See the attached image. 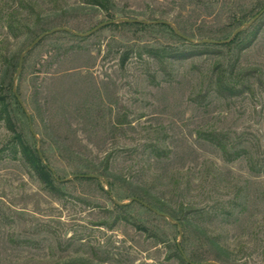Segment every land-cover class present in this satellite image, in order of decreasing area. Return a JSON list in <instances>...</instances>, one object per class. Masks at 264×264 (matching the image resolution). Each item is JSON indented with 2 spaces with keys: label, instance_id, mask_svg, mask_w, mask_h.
I'll return each mask as SVG.
<instances>
[{
  "label": "rangeland",
  "instance_id": "1",
  "mask_svg": "<svg viewBox=\"0 0 264 264\" xmlns=\"http://www.w3.org/2000/svg\"><path fill=\"white\" fill-rule=\"evenodd\" d=\"M111 1L106 12L82 0H0V91L12 82L36 136L27 118L17 130L64 182L62 195L50 192L0 120V264H183L177 243L194 263L264 264V13L243 27L264 0ZM61 21L80 33L114 23L81 40L44 37L14 80L20 56ZM238 28L231 47L199 46ZM216 67L245 89L218 94ZM210 131L260 170L226 162L200 137ZM105 159L101 179L74 177L103 171ZM133 197L172 221L137 202L115 208Z\"/></svg>",
  "mask_w": 264,
  "mask_h": 264
},
{
  "label": "trees",
  "instance_id": "2",
  "mask_svg": "<svg viewBox=\"0 0 264 264\" xmlns=\"http://www.w3.org/2000/svg\"><path fill=\"white\" fill-rule=\"evenodd\" d=\"M82 2L87 4V5H90V6H96V7L100 8L106 12H108L112 7V1L111 0H82ZM121 24L122 25H130V26H142V27L145 26V25H143L142 22H136V23L121 22ZM58 26H61L58 28H67V27H64L65 24L63 21H61L60 23L58 22ZM164 27L169 29L171 31V33L176 34L171 26L165 24ZM70 30H72V29H70ZM72 31H74V30H72ZM62 32L69 34L73 38L81 40L80 37H78V36H76L70 32H66V31H62ZM75 32H77V31H75ZM78 33H80V32H78ZM239 35L240 34L236 35L232 40H230V42L222 44L220 46L231 47V45H233L237 41ZM183 40H185V39H183ZM185 41H187V40H185ZM219 41H228V40H219ZM199 46L202 47L203 49H212L213 47H215L217 45L216 44H200ZM169 56H173V55L169 54ZM173 57H175V56H173ZM218 70H219V68L216 67L215 85H216L218 94H220L222 96L232 97V96H235L237 94H240L242 92V90L245 89L244 85L242 86L239 84L240 87H237L238 84L233 82L231 73L229 74L225 70H219V71ZM8 86H9L8 89H6V87H5L0 91L1 92V94H0V120H4L6 125L9 126L10 130L13 133L14 139L16 140L18 151L21 153L22 157L27 162V164L33 169V171L37 175L38 179L49 189L50 192H52L54 194H58V195L61 194L62 195L63 194L62 187L64 185V182L62 181V179L58 175H56L55 171H54V173H52L49 170L48 166H50V165L47 163V160H46L43 152L41 151L42 155L44 157V161H42L39 158L37 150L35 148H33V146H31V144L23 138V136L21 135V132L17 130V125H16L17 122L22 121L26 118L28 120V117H27V114L24 111L23 107L20 105V103L18 102L16 96L14 95V93L12 91V82L9 83ZM31 122H32V119H31ZM200 137L205 139L206 141L210 142L215 147H217L220 150V152L222 153L223 158L226 162H233V161L238 160L240 158H246V160L250 164V166H249L250 171L258 172L260 170V169H256L255 165L252 164V162H251L252 157H251L250 151L246 148L237 149L235 147H232L231 146L232 144L230 145L226 134L218 133L215 131H210V132L200 133ZM13 151L16 152V148L13 147ZM105 160H106L105 161V167H104L103 171L99 172V171L95 170L94 172H96V174H98V175L92 174V173H90V174L102 178L100 175L104 174L108 170L107 169V167H108L107 162L108 161H107V159H105ZM261 170L264 171V169H261ZM76 175H85V174H76ZM76 175H74V176H76ZM76 178H78V177H76ZM103 179H104V181L107 182V185H109L110 190H111V187L113 186L112 183H108V181L105 178H103ZM88 180H99V179L93 178V179H88ZM110 192H107V193H110ZM133 198H137V197H133ZM138 199H140V198H138ZM140 200L143 201L144 203H146L148 206L152 207L153 209L162 213L163 210L161 208V205H159L157 203H155V204L147 203L143 199H140ZM119 203L120 202L116 203L115 208L117 210H120L123 213L127 208H129V205L133 202H131L130 204H125V205H119ZM121 218L123 220H126L125 217H121ZM179 226L185 227V223L183 220L179 221ZM144 230H146V229H144ZM184 253H185V251H184ZM185 255H186V253H185ZM186 257H187V255H186ZM179 259L181 260V262L183 264H188L184 261V259L180 253H179ZM187 259L190 262H192L188 257H187ZM214 260H216V259H214ZM200 261H201L200 263H203L202 262L203 260H200Z\"/></svg>",
  "mask_w": 264,
  "mask_h": 264
},
{
  "label": "water",
  "instance_id": "3",
  "mask_svg": "<svg viewBox=\"0 0 264 264\" xmlns=\"http://www.w3.org/2000/svg\"><path fill=\"white\" fill-rule=\"evenodd\" d=\"M264 13V9L261 10L252 20L250 23L248 24H244L243 27H247V26H250L251 24H253L262 14ZM120 22H124V23H136V22H141L139 20H134V19H126V18H123V19H120L119 20ZM114 21H108V22H104V23H101L100 25L94 27L93 29H91L90 31L86 32V33H78V32H75V31H72L68 28H53L51 30H49L48 32H44L42 33L38 38H36L33 43L27 48V50L25 51V53H23L21 56H20V59H19V63H18V68H17V71H16V75L14 77V80H16L18 74L20 73L21 69H22V65H23V60H24V57H25V54L30 50L32 49L34 46H36L44 37L48 36V35H51V34H54V33H57V32H62V31H66V32H70L78 37H87V36H90L92 35L94 32L98 31L99 29L105 27V26H108V25H111L113 24ZM158 23H165L169 26H171L174 30V32L176 33V35L182 39H185L187 40L188 42H192V39L184 36L183 34H181L171 23L169 22H158ZM242 28H238L235 32H234V36L236 34H238L240 31H241ZM231 40V39H230ZM230 40L228 41H216V40H210V39H203L201 41H199L198 43L199 44H218V45H221V44H225V43H228L230 42ZM14 95L16 96L18 102L20 103V105L23 107L24 111L26 112L27 114V117H28V124H29V127H30V131L31 133L35 135L33 129H32V122H31V118H30V115L29 113L27 112L26 108L24 107L21 99L19 98L16 90H14ZM37 153H38V156L39 158L44 161V157L42 155V152L41 150L38 148L37 149ZM49 170L54 173V170L52 169V167L48 166ZM74 177H78V178H85V179H93V178H98V179H101L100 177H97L95 175H92V174H85V175H76ZM106 185H107V182L105 181ZM108 191V189H106ZM109 192V191H108ZM131 202H137L141 205H143L144 207L148 208L150 211H152L153 213H155L156 215L158 216H163L165 217L166 219H168L169 221H172L171 217L166 215V214H163V213H160L159 211L153 209L152 207L148 206L146 203H144L143 201H141L140 199L138 198H131L128 202L126 203H119V205H125V204H130ZM177 225L179 226V224L177 223ZM180 228V226H179ZM180 236H182V231L180 229ZM177 248H178V251L179 253L181 254V256L183 257L184 261L188 264H218L216 262H212V261H208V262H203V263H193V262H190L184 251L182 250L181 246L179 243H177Z\"/></svg>",
  "mask_w": 264,
  "mask_h": 264
}]
</instances>
